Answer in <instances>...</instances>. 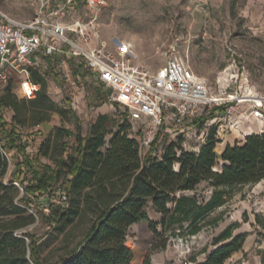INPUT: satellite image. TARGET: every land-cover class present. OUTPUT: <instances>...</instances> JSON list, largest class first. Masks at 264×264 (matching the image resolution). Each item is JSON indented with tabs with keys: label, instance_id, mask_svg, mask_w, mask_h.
<instances>
[{
	"label": "rangeland",
	"instance_id": "1",
	"mask_svg": "<svg viewBox=\"0 0 264 264\" xmlns=\"http://www.w3.org/2000/svg\"><path fill=\"white\" fill-rule=\"evenodd\" d=\"M44 1L46 0H0V11L19 19H29ZM80 5L83 14L88 17L91 11L84 0H80ZM97 15L101 41H106L111 48L123 47L137 63L151 70L160 69L169 58L178 56L197 75L206 79L214 95L264 96V0H106ZM123 44L128 47L125 48ZM77 68L78 66L74 67V74ZM81 71L84 76L79 79L75 74L77 85H71L65 79L64 71L56 64H50L44 75L46 89L58 110L47 112V119L41 125L37 124V117L41 114L34 112L32 106L27 119L16 123L15 110L0 104V128L5 127L10 131V135L15 137L16 145V148L10 147L13 154L7 158L4 181L6 178L10 181L13 177L20 176L21 180L29 176L26 181L31 182L34 168L41 175L43 163L56 165L64 144L69 151L75 152L77 123L82 125L83 135L86 136L97 120L98 113L105 112L109 116L108 124L114 131L125 122L124 107L107 96L112 90L93 77L88 69ZM9 86L19 98H23L14 81L0 83V96L6 93ZM246 99L248 98H244ZM239 105L237 114L250 112L249 101H243ZM218 108L214 106L206 109L200 117L181 125L167 120L156 128L154 134L148 133L143 121H135L129 132L139 139L143 156L153 147L154 156L160 157L166 146L177 139H182L185 149L199 152V147L204 143L200 137L202 132L208 127L217 131L218 124L210 126V123ZM59 109H64L65 112H60ZM66 129H69L70 134H67ZM256 130H264V120L258 122L251 118L243 122L238 130L217 132V137L221 140L216 147L219 167L223 163L220 156L224 146L220 148L219 144L242 143L247 133ZM111 136L112 134L107 135V141ZM42 137L51 138V151L37 159L38 138ZM28 155L31 156L34 167L29 165ZM22 159L24 165L20 166L19 161ZM66 183L67 177L63 174L55 185H62L64 188ZM57 186L52 187L51 192L30 194L25 198L31 199L29 211L36 219L19 229V232L30 231L42 239L47 238L43 244V255L51 259L74 247L87 230L84 224L75 228L55 229L53 222L44 219V215H48L52 207L59 205L52 200ZM212 191L213 187L204 181L195 190L184 193L196 195L199 202L203 203L210 198ZM148 211L151 217H156L153 207L150 206ZM257 214L264 217V180L236 187L228 202L212 211L204 228L195 235H184L186 232L183 231L179 236L173 234L168 238L164 235L157 237L149 222L144 220L130 227L128 242L132 246L149 250L152 264H191L189 260L201 253L204 247L207 246L208 250L213 248L214 237L224 228L232 223H239L234 234L248 232L244 247L234 253L225 264H260L259 251L264 249V225L257 222ZM217 216L222 217L218 225L210 224L209 220ZM157 219L160 221V216ZM186 224L172 223L171 229H180ZM158 227L162 230L160 223ZM169 232L168 228L166 233ZM164 239H167L166 247L153 248V243H162Z\"/></svg>",
	"mask_w": 264,
	"mask_h": 264
},
{
	"label": "trees",
	"instance_id": "2",
	"mask_svg": "<svg viewBox=\"0 0 264 264\" xmlns=\"http://www.w3.org/2000/svg\"><path fill=\"white\" fill-rule=\"evenodd\" d=\"M85 67L84 64L78 66L75 74L79 79L84 76L81 70L87 69ZM33 77L42 84L35 98H19L10 86L0 96L1 105L15 110L16 123L27 119L32 111L30 106L41 114L37 117L40 125L47 119V112L58 110L47 92L45 76L35 71ZM59 110L65 112L64 109ZM71 112L74 114L72 109ZM124 118L125 122L114 131L109 127V116L101 113L86 136L82 125L77 123L76 151H69L64 144L56 165L43 163L41 175L34 168L31 182L26 181L29 176L21 180L20 176L13 177L8 183L4 181L8 159L0 148V264H152L149 250L128 242L129 229L134 223L148 221L157 237L179 236L183 231L186 232L184 235H195L204 228L212 211L228 202L236 187L264 180V131L248 133L242 143H228L221 153L223 163L219 167L216 147L221 140L215 128L211 129L199 152L185 149L182 139H177L166 146L160 157L154 156L153 147L143 156L139 139L129 132L132 123ZM0 131L7 145L16 148L15 137L10 135V131L5 127ZM65 131L70 134L69 129ZM108 134L112 136L107 141ZM50 139L38 138L35 158L50 153ZM26 157L29 165L34 167L31 156ZM23 162L20 160L19 165H24ZM63 174L67 177L64 188L69 195V203L52 207L44 219L53 222L55 229L84 224L87 230L74 247L51 259L43 255V244L47 238L42 239L30 231L19 232V229L36 219L29 211L31 199L25 198L30 194L51 192ZM15 180L24 186L23 195L13 182ZM204 181L213 187L207 201L201 203L196 195L184 193L195 190ZM150 202L162 213L160 221L151 219L148 211ZM221 218L217 216L209 222L218 225ZM256 220L264 225V217L257 214ZM176 222L187 224L180 229H171V224ZM239 226V223H232L215 236L213 248H203L207 252L205 260L197 262L194 256L191 261L196 264H225L244 247L248 232L234 234V229ZM168 228L169 234L166 233ZM166 241L153 243V248L166 247ZM259 253L260 264H264V249Z\"/></svg>",
	"mask_w": 264,
	"mask_h": 264
},
{
	"label": "built area",
	"instance_id": "3",
	"mask_svg": "<svg viewBox=\"0 0 264 264\" xmlns=\"http://www.w3.org/2000/svg\"><path fill=\"white\" fill-rule=\"evenodd\" d=\"M84 2L91 11L88 17L81 10L80 0H46L29 19L0 11V83L14 81L22 96L32 99L42 88L33 77L35 71L45 75L50 64H56L64 71L65 79L77 85L74 67L84 64L93 77L112 90L108 97L124 107L123 116L132 124L143 121L150 134L167 120L181 125L214 106L219 110L213 113L210 126L218 124V133L238 130L251 118L264 120V96L214 95L206 79L182 57H171L154 71L137 63L124 49L111 48L101 41L97 20L98 10L106 0ZM243 101L251 103L250 112L237 114ZM210 130L208 127L202 132V142ZM0 148L7 158L13 154L1 131ZM5 182H9L7 178ZM13 182L23 195L24 186L18 180ZM53 197L61 206L69 203L63 186L55 189Z\"/></svg>",
	"mask_w": 264,
	"mask_h": 264
},
{
	"label": "crops",
	"instance_id": "4",
	"mask_svg": "<svg viewBox=\"0 0 264 264\" xmlns=\"http://www.w3.org/2000/svg\"><path fill=\"white\" fill-rule=\"evenodd\" d=\"M101 113H105V112H101ZM101 113H98V115L97 116H99V114H101ZM255 120H257L256 118H254ZM260 120H258V122H259ZM258 124V123H257ZM257 132H261V131H264V130H256ZM248 134V133H247ZM228 143H225L224 144V142L223 143H220L219 144V147L221 148V146H223L222 147V151H221V153L223 152V150L225 149V147H226V145H227ZM231 144H233V143H231ZM153 207L154 208V210H155V218H153V217H151V219H153V220H156V221H158L159 219H157L158 218V216H160V218H162V213L161 212H159V211H157L156 209H155V207H154V205H153V203L152 202H150V204H149V207ZM148 207V208H149ZM204 253V254H203ZM203 254V255H202ZM206 255H207V252L206 251H202L201 253H199V254H197L196 255V258H197V262H201V261H203V260H205V258H206ZM189 263H191V264H196V262H194V261H191V260H189Z\"/></svg>",
	"mask_w": 264,
	"mask_h": 264
},
{
	"label": "bare ground",
	"instance_id": "5",
	"mask_svg": "<svg viewBox=\"0 0 264 264\" xmlns=\"http://www.w3.org/2000/svg\"><path fill=\"white\" fill-rule=\"evenodd\" d=\"M124 45V44H123ZM125 46V48H127L128 46L127 45H124ZM123 48V47H122Z\"/></svg>",
	"mask_w": 264,
	"mask_h": 264
}]
</instances>
